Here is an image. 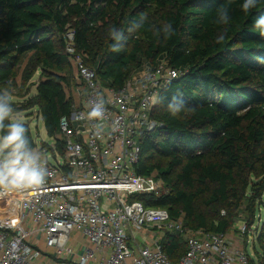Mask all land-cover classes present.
Instances as JSON below:
<instances>
[{
	"label": "trees",
	"instance_id": "1",
	"mask_svg": "<svg viewBox=\"0 0 264 264\" xmlns=\"http://www.w3.org/2000/svg\"><path fill=\"white\" fill-rule=\"evenodd\" d=\"M243 2L0 0V92L14 95L20 65L31 55L24 79L40 71L32 106L38 107L47 135L63 153L61 119L71 116L81 100L66 92L74 67L66 51L67 31L74 32L76 49L86 54L102 85L116 90L134 71L167 61L179 76L160 91L152 112L159 126L141 133L142 153L135 165L137 174L162 181L164 192L134 199L166 209L171 219L183 217L189 230L239 234L236 224L243 222L247 250L264 206V36L254 28V21L264 16V0L248 13ZM221 5L229 11L226 25L215 22ZM167 24L174 30L171 35L163 32ZM113 27L125 37L118 52L111 50ZM221 34L225 39L217 43ZM174 95L185 102L176 116L167 108ZM159 242L172 262L188 251L180 232L166 230ZM248 256L250 264H264V252Z\"/></svg>",
	"mask_w": 264,
	"mask_h": 264
},
{
	"label": "built area",
	"instance_id": "2",
	"mask_svg": "<svg viewBox=\"0 0 264 264\" xmlns=\"http://www.w3.org/2000/svg\"><path fill=\"white\" fill-rule=\"evenodd\" d=\"M66 51L81 80L78 105L61 119L58 138L34 149L47 175L34 188L0 190V264H250L247 250L229 234L184 227L166 209L145 206L134 196L158 197L162 181L136 173L140 137L159 125L152 116L163 85L179 76L167 61L134 71L120 90L102 85L86 54L66 32ZM83 97V98H82ZM103 101L102 120L88 119ZM102 132L96 135V125ZM157 223V234L151 228ZM241 235L246 225L239 227ZM166 230L185 235L187 253L172 262L159 239ZM151 234L147 243L138 235ZM242 239V238H241Z\"/></svg>",
	"mask_w": 264,
	"mask_h": 264
},
{
	"label": "clouds",
	"instance_id": "3",
	"mask_svg": "<svg viewBox=\"0 0 264 264\" xmlns=\"http://www.w3.org/2000/svg\"><path fill=\"white\" fill-rule=\"evenodd\" d=\"M258 0H244L242 10L248 13L256 7ZM144 19L141 16L140 23ZM230 15L228 8L221 5L218 8L216 23L226 25L229 23ZM137 27L140 25L137 24ZM254 28L264 36V16L254 21ZM167 35L173 34L174 30L171 24L163 28ZM111 39L114 43L111 45L113 52L120 51L121 41L125 39L123 30L115 27L110 30ZM225 39L224 34L217 38V43H222ZM11 94L7 91L0 92V190L12 191L34 188L45 182L47 175L46 168L42 161V153L31 147L30 140L27 136L25 124L14 115L15 109L12 106ZM185 107V102L179 96L174 95L168 102L167 108L172 116L178 115ZM105 108L103 101L96 102L92 105L87 114V118L102 120ZM7 122V123H6ZM102 125H96V135L102 132Z\"/></svg>",
	"mask_w": 264,
	"mask_h": 264
},
{
	"label": "rangeland",
	"instance_id": "4",
	"mask_svg": "<svg viewBox=\"0 0 264 264\" xmlns=\"http://www.w3.org/2000/svg\"><path fill=\"white\" fill-rule=\"evenodd\" d=\"M30 57L31 55H29L20 65L16 77L17 87L13 89L14 95L11 96V99L17 104V108L19 109L14 113V115H16L25 125L29 126L32 135L37 142V147H41L43 141L51 142L52 139L47 135L38 107L32 106L33 104L31 98L37 93L36 83L39 81L40 71H36L33 77L29 80H25L23 76L24 68L28 63ZM73 68L75 69V67ZM73 68L71 84L70 86L66 87V92L69 96H72L76 102L79 103V100L81 98V80L77 77V73ZM201 203L203 204V202ZM156 225L157 223H152V226L155 227L151 228L152 231H154V234H157L156 231L158 230ZM241 225H244V223L238 222L236 224V227L239 228ZM250 234L253 235V238H250L247 243V252L251 256L254 255L256 251L259 252V254H262L264 252V206H262V208L260 209L259 220L251 228ZM229 235L232 236V242L236 243L241 248H244L243 239L237 237V230L231 231ZM261 238L263 239V241ZM151 239V234H147L144 236H142L141 234L138 235V241L142 244L147 243Z\"/></svg>",
	"mask_w": 264,
	"mask_h": 264
}]
</instances>
